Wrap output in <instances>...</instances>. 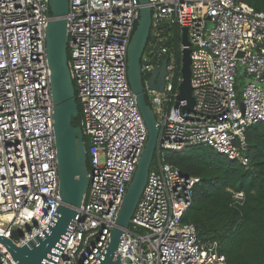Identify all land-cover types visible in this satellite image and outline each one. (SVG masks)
I'll return each mask as SVG.
<instances>
[{"label": "built area", "instance_id": "obj_1", "mask_svg": "<svg viewBox=\"0 0 264 264\" xmlns=\"http://www.w3.org/2000/svg\"><path fill=\"white\" fill-rule=\"evenodd\" d=\"M150 2L152 43L142 73L162 117L157 165L118 253L125 264H227L219 240L202 242L196 225L183 222L200 178L167 162L166 155L204 145L250 166L247 130L264 121V11L246 0ZM140 8L139 0H69L68 64L87 137L90 182L77 219L48 264L100 262L147 142L128 79V46ZM52 19L50 0H0V233L11 237L20 230L18 244L47 229L61 203L46 43ZM185 27L191 110L183 109L186 100L176 104L183 77L171 54L164 92L149 85L152 62L160 66L170 53V30L181 37ZM157 45L161 55L154 52ZM183 48L180 41L181 55ZM240 67L250 80L238 91ZM231 192L233 203L243 205L244 191ZM0 264H19L3 244Z\"/></svg>", "mask_w": 264, "mask_h": 264}, {"label": "water", "instance_id": "obj_2", "mask_svg": "<svg viewBox=\"0 0 264 264\" xmlns=\"http://www.w3.org/2000/svg\"><path fill=\"white\" fill-rule=\"evenodd\" d=\"M140 18L137 28L128 46V79L132 91L148 128V139L138 161L137 168L124 196L116 224L111 230L110 240L104 257L96 264H125L118 253L122 238L130 228L131 219L146 186L149 172L154 160L160 135V124L156 112L146 99V87L142 73V59L152 28V8L150 0H139ZM53 19L46 27V43L49 67L51 69V86L54 104V134L59 170V193L61 203L57 208L55 219L47 229L36 234L23 244L16 240L23 237L20 230H14L11 237L0 233L3 244L19 264H48L49 254L62 242L79 215L85 195L89 188L88 151L83 129L75 126L73 119L81 114L77 101L76 88L71 76L67 18L69 0H50ZM181 42L184 45L181 55L182 81L176 104L186 100L184 110H191L195 99L192 88L191 49L188 28H183ZM167 43V41H165ZM159 45L154 48L157 53ZM170 53L151 72L150 88L164 92ZM30 231V229H28Z\"/></svg>", "mask_w": 264, "mask_h": 264}, {"label": "trees", "instance_id": "obj_3", "mask_svg": "<svg viewBox=\"0 0 264 264\" xmlns=\"http://www.w3.org/2000/svg\"><path fill=\"white\" fill-rule=\"evenodd\" d=\"M246 1L264 11V0ZM136 28L137 23L134 32ZM176 41L175 61L181 76V37L178 33ZM168 52L171 54L170 47ZM146 99L151 104L147 93ZM81 119L80 114L73 119V124L81 126ZM246 135L250 166L232 161L204 145L168 151L166 155L167 162L200 178L194 190L193 204L183 222L196 225L200 241L219 240L227 264H264V121L249 128ZM231 190L244 191L243 205L233 203Z\"/></svg>", "mask_w": 264, "mask_h": 264}, {"label": "rangeland", "instance_id": "obj_4", "mask_svg": "<svg viewBox=\"0 0 264 264\" xmlns=\"http://www.w3.org/2000/svg\"><path fill=\"white\" fill-rule=\"evenodd\" d=\"M176 34L177 32L175 30H171L169 37H170V42H169V47H170V51H171V58L174 59L176 56V47H177V41H176ZM239 75H238V80H239V85H238V91L242 90L244 85L247 83V81L250 80V78L247 77L246 73H245V69L240 67L239 69ZM262 85L264 86V82L262 83ZM167 104L165 103V106ZM158 118L160 120H162V117L158 114ZM157 157L154 156V160L152 163V167H156L157 165V161H156Z\"/></svg>", "mask_w": 264, "mask_h": 264}, {"label": "flooded vegetation", "instance_id": "obj_5", "mask_svg": "<svg viewBox=\"0 0 264 264\" xmlns=\"http://www.w3.org/2000/svg\"><path fill=\"white\" fill-rule=\"evenodd\" d=\"M150 38H151V36H150ZM150 38H149L148 43H147V46H146V48H145V51H144L143 57L148 53V50H149V48L151 47L152 39H150ZM155 54H156V55H159V54H160L159 49H158V52L155 53ZM160 55H161V54H160Z\"/></svg>", "mask_w": 264, "mask_h": 264}]
</instances>
